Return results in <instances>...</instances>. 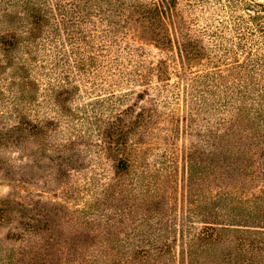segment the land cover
Masks as SVG:
<instances>
[{"label":"trees","instance_id":"1","mask_svg":"<svg viewBox=\"0 0 264 264\" xmlns=\"http://www.w3.org/2000/svg\"><path fill=\"white\" fill-rule=\"evenodd\" d=\"M177 3L0 0V160L3 151L24 154L28 142L51 138L56 149L77 153L75 140L95 137L87 147L105 156L95 162L110 160L116 174L128 171L129 135L151 119V110L135 107L151 90L162 93L169 85L172 98L186 108H208L214 119L235 112L218 120L235 134L264 128V9L241 15L232 27L192 28L172 10ZM132 42L154 46L163 58L146 65ZM185 72L190 77L179 80ZM172 76L178 80L169 84ZM122 86L129 87L114 91ZM81 94L93 98L76 103ZM124 191L122 183H97L92 197L103 204L126 198ZM224 194L206 199L204 226L194 232L182 213L167 224L155 218L139 223L120 208L108 212L103 223L95 221L104 226L93 241L78 250V264H264V198H236L220 207ZM251 205L257 219L246 211ZM136 225L145 231L141 237ZM221 246L220 254L212 253ZM46 248L45 261L55 263L53 245Z\"/></svg>","mask_w":264,"mask_h":264},{"label":"rangeland","instance_id":"2","mask_svg":"<svg viewBox=\"0 0 264 264\" xmlns=\"http://www.w3.org/2000/svg\"><path fill=\"white\" fill-rule=\"evenodd\" d=\"M263 9L246 0H178L172 10L187 21V26L200 28L232 27L241 15L263 13ZM132 46L146 65H156L163 58L152 45L132 42ZM183 77L190 76L185 72L178 79ZM178 79L172 76L168 83ZM127 87L114 91L122 92ZM172 96L169 85L162 93L151 90L139 100L135 111L140 107L149 109L151 119L147 127L129 135L133 158L128 171L120 174H116L110 160L95 162L105 157L95 147H87L86 143L95 145V137L88 142L75 140L77 153L83 151L80 159L77 153L56 149L53 138L47 144L28 142L24 154L14 148L3 151L0 264H48L44 255L51 250L46 248L50 245L54 247L53 253L49 252L55 256L53 264H78V250L93 241L99 225L104 226L95 221L103 223L108 212L119 208L139 223H154L151 221L155 218L170 224V219L177 222L182 213L185 224L194 232L204 226L202 214L208 197L229 193L220 199V207L236 198L251 203L252 198H264V128L235 134L228 124L218 122L222 117L235 116V112L224 111L215 117L216 121L210 109L186 108L181 99L177 102ZM92 98L81 94L76 103ZM223 133L225 138L221 137ZM88 178L92 179L85 181ZM132 182L137 185L131 187ZM97 183H122L126 198L116 196L115 200L107 198L103 204L98 203L92 197ZM261 205L263 209L264 203ZM251 206L246 211L257 219L261 215ZM137 229L138 225L135 230L141 237L145 231ZM223 250L221 246L212 253L218 255Z\"/></svg>","mask_w":264,"mask_h":264}]
</instances>
